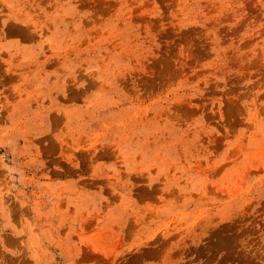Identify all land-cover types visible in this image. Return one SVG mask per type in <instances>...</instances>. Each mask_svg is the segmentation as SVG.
<instances>
[{
    "label": "rangeland",
    "instance_id": "rangeland-1",
    "mask_svg": "<svg viewBox=\"0 0 264 264\" xmlns=\"http://www.w3.org/2000/svg\"><path fill=\"white\" fill-rule=\"evenodd\" d=\"M0 264H264V0H0Z\"/></svg>",
    "mask_w": 264,
    "mask_h": 264
}]
</instances>
